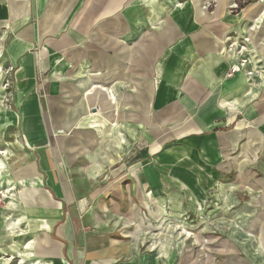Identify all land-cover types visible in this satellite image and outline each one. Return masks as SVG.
I'll list each match as a JSON object with an SVG mask.
<instances>
[{
  "label": "crops",
  "instance_id": "1",
  "mask_svg": "<svg viewBox=\"0 0 264 264\" xmlns=\"http://www.w3.org/2000/svg\"><path fill=\"white\" fill-rule=\"evenodd\" d=\"M234 2L0 0V64L17 69L8 105L0 79V198L17 190L0 208V264H162L75 221L149 208L139 195L156 165L128 179L139 169L137 153L120 160L129 141L160 149L162 169L185 173L170 180L181 188L192 172L264 170V70L227 76L258 4ZM252 42L264 67V40Z\"/></svg>",
  "mask_w": 264,
  "mask_h": 264
},
{
  "label": "rangeland",
  "instance_id": "2",
  "mask_svg": "<svg viewBox=\"0 0 264 264\" xmlns=\"http://www.w3.org/2000/svg\"><path fill=\"white\" fill-rule=\"evenodd\" d=\"M235 2L240 5L243 0ZM246 2V5L258 4L256 7H250L245 14H250V19H256L261 13L256 19L258 21H254V24L252 21L248 28L251 30L250 37L256 35L259 43H263L264 0ZM209 6L210 9L213 7L212 1ZM257 24L259 25L256 28ZM252 43L250 55L254 54L253 64L258 62L259 67L262 62L258 61L259 58L253 52ZM259 68L264 70L263 66ZM126 149V153L120 157L122 162L131 161L128 158L135 157V153L139 160L136 163L139 164V169L130 173L128 179H145L146 168L141 165H156L154 170H149L154 186L144 188L150 192L143 195L140 191L139 195L144 196L140 202L143 204L148 201L149 208L142 207V212H139L135 219L120 215L105 218L99 216L100 212L90 218L75 219L79 226L85 227L86 232H106L109 229L115 239L131 243L133 250L141 255L159 257L162 264H264V184L258 185L260 179L264 178L260 176L264 174L263 169L261 173L245 171L247 176L244 180L238 177L237 172L228 173L226 169L197 171L195 176L192 172L190 177H186V181L188 183L193 180L194 184L181 188L174 186L170 180L179 179L182 175L184 177L185 173L175 169H162L165 165H162L160 149L147 156L148 150L140 140L127 142ZM263 158L260 161L261 167H264ZM86 173L77 172L79 177H84ZM93 174L100 180L99 185L110 178V171ZM29 191V187H26L22 192L28 197ZM16 192L14 188L6 195L0 203L1 209L11 203V196ZM43 194L45 197L49 193L44 190ZM135 200L137 202V199ZM34 225L32 218L30 226L33 228ZM50 225L51 219H47L44 213L43 231L46 232Z\"/></svg>",
  "mask_w": 264,
  "mask_h": 264
},
{
  "label": "built area",
  "instance_id": "3",
  "mask_svg": "<svg viewBox=\"0 0 264 264\" xmlns=\"http://www.w3.org/2000/svg\"><path fill=\"white\" fill-rule=\"evenodd\" d=\"M244 2H246V0H243V3ZM239 6V3L234 2L231 5V9L238 10ZM254 21L257 22L258 20L255 19ZM258 25L259 24L256 25V28L258 27ZM251 43L252 38L250 37V35H247L241 40V43L233 42L229 45V51L235 53L239 58V61L237 64L233 65L230 68L227 76L230 77L235 73L241 71L245 72L250 79L254 78L255 76H260V68L257 66L258 62H256L254 65V59L248 55L249 53H251ZM2 56V51H0V60ZM0 79H2L1 87L7 94L6 99H4L3 102L8 105L9 99L13 98L17 91V69L15 68V66H5L0 64Z\"/></svg>",
  "mask_w": 264,
  "mask_h": 264
},
{
  "label": "trees",
  "instance_id": "4",
  "mask_svg": "<svg viewBox=\"0 0 264 264\" xmlns=\"http://www.w3.org/2000/svg\"><path fill=\"white\" fill-rule=\"evenodd\" d=\"M246 4H247V2H245V3H240V6H239V9H238V10L244 8V7L246 6Z\"/></svg>",
  "mask_w": 264,
  "mask_h": 264
},
{
  "label": "bare ground",
  "instance_id": "5",
  "mask_svg": "<svg viewBox=\"0 0 264 264\" xmlns=\"http://www.w3.org/2000/svg\"><path fill=\"white\" fill-rule=\"evenodd\" d=\"M3 152H0V155H2ZM7 193V192H6ZM1 196H4L2 193L0 194ZM2 202V199L0 198V203ZM206 243V242H205Z\"/></svg>",
  "mask_w": 264,
  "mask_h": 264
}]
</instances>
